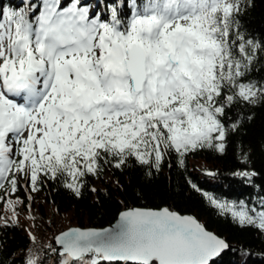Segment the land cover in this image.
Returning a JSON list of instances; mask_svg holds the SVG:
<instances>
[{"label":"snow or ice","instance_id":"snow-or-ice-1","mask_svg":"<svg viewBox=\"0 0 264 264\" xmlns=\"http://www.w3.org/2000/svg\"><path fill=\"white\" fill-rule=\"evenodd\" d=\"M242 7L21 0L12 8L0 0V202L12 219L24 201L9 197L21 187L35 193L58 180L79 195L106 166L134 161L159 170L173 153L182 165L198 151L223 154L229 130L239 127L226 126L228 110L264 101V83L247 80L264 46L241 32ZM207 199L220 215L264 233V197L252 207ZM55 245L48 248L61 264H215L230 247L168 208L125 210L113 228L73 227Z\"/></svg>","mask_w":264,"mask_h":264},{"label":"trees","instance_id":"trees-1","mask_svg":"<svg viewBox=\"0 0 264 264\" xmlns=\"http://www.w3.org/2000/svg\"><path fill=\"white\" fill-rule=\"evenodd\" d=\"M241 3V32L264 46V0ZM3 5L17 8L21 0H3ZM247 80L264 83V50L257 51ZM237 120L239 127L229 130L223 154L198 151L185 157L182 165L173 153L165 157L159 170L134 161L122 169L106 166L99 178H87L79 195L58 180H46L35 193L21 187L9 197L24 201L16 206L15 220L0 202V264H27L33 254L39 258V264H61V258L48 248L55 235L73 227L103 229L130 207H167L193 215L230 246L215 259V264H264V233L241 227L230 216L220 215L207 199L211 196L252 207L258 206L264 197V101L228 110L226 126ZM245 154L247 161L242 162ZM244 171L255 175L250 179L234 175ZM29 194L33 197L30 202ZM29 233L35 237L34 242Z\"/></svg>","mask_w":264,"mask_h":264},{"label":"water","instance_id":"water-1","mask_svg":"<svg viewBox=\"0 0 264 264\" xmlns=\"http://www.w3.org/2000/svg\"><path fill=\"white\" fill-rule=\"evenodd\" d=\"M136 208H138V207H130V208H127V209H125V210H128V209H136ZM163 208H167V207H163ZM163 208H161V209H163ZM139 209H151V210H159V209H153V208H139ZM169 209V208H168ZM125 210H123V211H125ZM170 211H174V212H176V213H178L179 215H181V216H190V217H192V218H194V219H196L193 215H189V214H181V213H179V212H177V211H175V210H171V209H169ZM123 211H121V212H123ZM120 212V213H121ZM120 213L118 214V217H117V219L115 220V222L113 223V224H111V225H109V226H107V227H105V228H103V229H107V228H113V227H115V225L118 223V221H119V216H120ZM201 225H203L204 227H205V225L203 224V223H201L198 219H196ZM70 229V228H69ZM68 229V230H69ZM205 229H206V227H205ZM97 230H99V229H97ZM207 230V229H206ZM67 231V230H66ZM207 231H209V230H207ZM209 232H211V231H209ZM211 233H213V232H211ZM60 234V233H59ZM59 234H57V235H55V237L56 236H58ZM213 234H215V233H213ZM216 235V234H215ZM55 237H54V239H53V242H52V244H53V246L55 247L56 245H55ZM219 237V236H218ZM219 238H221V237H219ZM221 239H223V238H221ZM225 240V239H224ZM226 241V240H225ZM230 248V247H229ZM228 248V249H229ZM227 249V250H228ZM227 250H225V251H227ZM224 251V252H225ZM223 252V253H224ZM222 253V254H223ZM221 254V255H222ZM218 258V257H217ZM217 258H215V259H217Z\"/></svg>","mask_w":264,"mask_h":264},{"label":"rangeland","instance_id":"rangeland-1","mask_svg":"<svg viewBox=\"0 0 264 264\" xmlns=\"http://www.w3.org/2000/svg\"><path fill=\"white\" fill-rule=\"evenodd\" d=\"M90 2L94 4V0H90Z\"/></svg>","mask_w":264,"mask_h":264}]
</instances>
